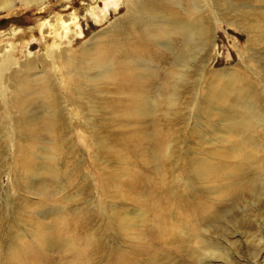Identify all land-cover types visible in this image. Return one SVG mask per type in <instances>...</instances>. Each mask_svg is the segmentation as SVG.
<instances>
[{
    "label": "rangeland",
    "instance_id": "obj_1",
    "mask_svg": "<svg viewBox=\"0 0 264 264\" xmlns=\"http://www.w3.org/2000/svg\"><path fill=\"white\" fill-rule=\"evenodd\" d=\"M12 1L0 51L35 59L38 79L48 59L57 81L32 84L21 124L0 103V264H264V198L231 195L226 178L255 148L234 128L247 105L230 78L264 95V0L198 3V52L170 33L192 0L142 13L133 0ZM81 45L104 58L85 86L61 55Z\"/></svg>",
    "mask_w": 264,
    "mask_h": 264
},
{
    "label": "bare ground",
    "instance_id": "obj_2",
    "mask_svg": "<svg viewBox=\"0 0 264 264\" xmlns=\"http://www.w3.org/2000/svg\"><path fill=\"white\" fill-rule=\"evenodd\" d=\"M146 1L147 0H133L131 5L133 6L132 9L136 10L134 12L142 13L150 10L155 5L153 2L149 4L144 3ZM192 1L197 13L193 16L191 23H186L183 20L175 23L173 19L174 15L171 14L172 20L170 23L173 27L170 29V33H178L184 39V47H186L188 51L193 50L198 52V50L201 49L203 45L210 41V23H207L203 15L199 12L202 6L199 7L197 4L202 3L203 6H207L208 8L212 9L211 7L213 0ZM50 2V0H25V4L27 6L37 5L44 8L47 6L50 7ZM12 3V0H4L0 4V8H3L6 5H11ZM212 19L213 17L209 18L210 21ZM32 45L33 44H31V47ZM169 48H171V51L173 50L172 46H169ZM69 49H71V51L68 49H64L62 51V60L66 64L73 66V68L69 71V74L73 77L72 82H76L85 86L87 81L91 80L90 71L101 70L103 67L101 65L103 64L104 58L103 56H91L87 48L83 47V45H81L79 48H72L69 46ZM8 51L9 50L6 48V46L0 51V103L4 104L8 108V111H10L9 108H11V114L12 112H15L14 119L17 123L21 124L24 122V111L22 104L25 103V95L32 88V84L36 83L40 79L48 80L54 84L56 83L57 78L53 73L50 72L51 62L48 59L43 60L46 72L41 76V78L38 79L33 77L38 73H32L33 69L37 68V66L35 67L37 64L35 59H31L29 55H27V58L21 61L15 57L9 56ZM52 67H54V65ZM241 81L242 80H240L239 76L236 78L231 76L230 78V82L232 84L235 83L234 91L236 97L238 99H242V102H246L247 105L246 121L237 122L234 125V128L246 131L249 135L250 142L255 148H250V151L247 152L246 168L241 170L238 169V171L229 170L226 178L232 180V190L229 192L231 195L240 197L248 193V195L252 197L253 202H255L256 197L258 196L264 198V145H256L257 142L254 138L259 129H264V95L260 96L262 92H260L257 88L254 89V87H252L253 84L250 82L246 81L247 84L239 85ZM222 95L223 94L220 93L219 98L222 97ZM176 96L177 91L174 89L171 92V96H169L171 102L176 101ZM17 147L18 150L21 152L23 151L24 153L30 152L31 150V146L22 143L18 144ZM201 166L202 165H200V167ZM205 167L206 163L203 164L202 168ZM227 187L228 186L223 185V188ZM194 207L197 208L199 211L198 216H200V206L194 205Z\"/></svg>",
    "mask_w": 264,
    "mask_h": 264
}]
</instances>
